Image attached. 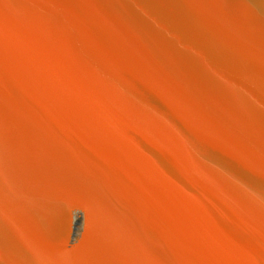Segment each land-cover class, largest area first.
Instances as JSON below:
<instances>
[{
  "label": "water",
  "instance_id": "95a60500",
  "mask_svg": "<svg viewBox=\"0 0 264 264\" xmlns=\"http://www.w3.org/2000/svg\"><path fill=\"white\" fill-rule=\"evenodd\" d=\"M0 264H264V0H0Z\"/></svg>",
  "mask_w": 264,
  "mask_h": 264
}]
</instances>
